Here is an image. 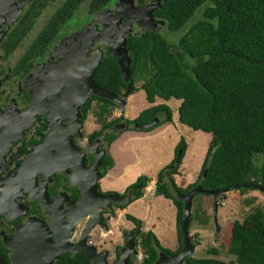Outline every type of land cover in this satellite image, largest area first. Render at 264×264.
I'll use <instances>...</instances> for the list:
<instances>
[{
    "label": "flooded vegetation",
    "instance_id": "1",
    "mask_svg": "<svg viewBox=\"0 0 264 264\" xmlns=\"http://www.w3.org/2000/svg\"><path fill=\"white\" fill-rule=\"evenodd\" d=\"M63 1L12 0L0 22V264H155L166 253L152 243L156 257L149 262L142 239L151 230L125 211L150 178L122 192L102 189L99 181L114 164L111 144L133 129L126 120L134 118L125 102L122 117L105 120L116 123L85 134L88 109L102 102L79 93L101 54L126 56L124 39L140 33L146 19L135 7L148 2L113 0L99 11L81 3L71 18L52 22ZM105 157L112 160L107 168ZM137 185L141 195L134 198L136 190L124 205L110 197ZM179 230L167 256L183 247Z\"/></svg>",
    "mask_w": 264,
    "mask_h": 264
},
{
    "label": "trees",
    "instance_id": "2",
    "mask_svg": "<svg viewBox=\"0 0 264 264\" xmlns=\"http://www.w3.org/2000/svg\"><path fill=\"white\" fill-rule=\"evenodd\" d=\"M135 1L138 5L148 2L143 6L148 11L143 30L124 39L129 61L123 63L129 69L128 76L122 75L113 55H106L95 80L115 91L124 88L134 93L142 89L152 104L157 97L180 100L179 122L211 135L194 183L183 188L174 179L185 154L183 137L175 146L172 160L157 174L156 193L176 205L179 229L183 202L177 195L198 183L216 190L240 187V193L256 185L264 187V158L260 165L254 162L255 155L264 156V0H159L151 8L155 0ZM85 2L90 10L99 11L113 0H64L52 22L56 17L71 18L79 4ZM164 27L179 33L176 50L160 33ZM137 81H141L139 86L134 85ZM94 99L102 102L97 112L102 129L94 133L96 136L118 118L105 122L104 115L114 103L98 96ZM89 106L85 105L84 112ZM155 117L158 121L142 130L170 123L172 109L164 103L153 104L126 122L136 129V124L148 123ZM108 138L114 139L115 135ZM111 163V158H104L106 168ZM147 181L142 175L134 184L141 183L143 188ZM141 189L134 198L141 195ZM142 242L150 263L156 257L152 243L166 254L172 253L159 244L151 231ZM228 251L233 260L187 256L183 264H264V207L255 206L241 221L232 222Z\"/></svg>",
    "mask_w": 264,
    "mask_h": 264
},
{
    "label": "crops",
    "instance_id": "3",
    "mask_svg": "<svg viewBox=\"0 0 264 264\" xmlns=\"http://www.w3.org/2000/svg\"><path fill=\"white\" fill-rule=\"evenodd\" d=\"M140 96L146 101L142 89L129 94L125 106L128 118H135L141 110L153 105L146 101L147 106L145 108L141 105L137 107ZM159 100L160 103H164L161 98ZM171 100H174V98L166 101L168 106ZM179 103L180 100L177 101V113L175 115L172 110V121L170 123H165L149 131L131 129L120 134L110 146V154L114 159L113 167L99 180L102 189H113L122 192L139 175L148 176L150 182L144 189L143 196L132 202L125 211L141 219L144 228L151 230L160 244L170 249H173L177 243V210L172 200L163 195L155 194L154 190L157 173L172 160L175 146L181 137L187 138L185 131H190L182 129L184 126L178 120ZM191 137L192 135L188 136L189 139ZM208 138L205 137L204 140L206 141ZM187 143L188 148L182 159V165H184L182 167H191L189 170L186 168V176L184 177L187 180L186 183L189 184L196 180L194 177L198 175L205 155L202 160L192 162V159L189 158V151L193 154L194 145L191 150V144L193 143L189 141ZM203 151L206 154L207 150H202V153ZM189 162L191 165H189ZM176 181L178 184L180 183L178 180Z\"/></svg>",
    "mask_w": 264,
    "mask_h": 264
},
{
    "label": "rangeland",
    "instance_id": "4",
    "mask_svg": "<svg viewBox=\"0 0 264 264\" xmlns=\"http://www.w3.org/2000/svg\"><path fill=\"white\" fill-rule=\"evenodd\" d=\"M82 6L86 8L87 3L82 4ZM199 10L200 8L196 11L195 14H197ZM141 13H144V11H142ZM188 22L190 23V20ZM99 32L100 31L98 30L95 31L96 34H98ZM161 32L164 34L162 35L168 40L171 48L173 50H176L178 39L180 36L179 33L172 32V31L169 32L167 29H165V27L160 28V33ZM98 35L102 37L101 34H98ZM115 49H118L120 51L122 50L120 48H115ZM115 54H116L115 56L117 57V59H118L117 54L119 55V59H122L123 54L121 52L115 53ZM102 60L103 59H101L100 64ZM98 67L95 70L93 69L94 68L93 67L91 71H88L86 73L87 83L85 81V85H84L85 91L81 93V90H79V93L84 95L85 100L88 99V97L93 94V92L92 93L91 91L89 92V89H88L89 86L91 85L89 75L92 72L95 73ZM94 82L97 83L96 81ZM140 84H141V81H137L134 85L139 86ZM111 91L115 92V94L118 95L120 99H123L124 102L127 101V98L129 97V94L131 93V92L128 93L124 88H119L116 91L115 90H111ZM139 99H140L139 105L137 107H140L141 105L145 108L147 106V103H146L147 100L145 101L144 99H142V96H140ZM135 100L137 99L135 98ZM162 100L164 101V103H166V101H169L165 99H162ZM177 101L178 100L174 99L169 102L170 104L169 106L174 111L173 113L174 115L175 113H177V110H176ZM113 103L114 105L110 107V111L104 115L106 120L108 117L113 118V117H117L120 115L122 117V115L125 114L123 111V108H120V105L117 102L113 101ZM159 103H160L159 98H156L153 104H159ZM98 111H99L98 105H95V103H93V105L88 109L87 118L84 122V133L85 134L99 127L100 123L97 120ZM181 125L184 126L182 129L190 130V131H185L186 137H187L184 139L186 140L185 141L186 142L185 153L188 148L187 141H189L190 143L192 142L193 144H191V150H192L193 145L194 147H193V154H191V151H189L190 160L192 159V162L193 161L197 162L200 159L202 160L205 155V152L203 151L202 153V150L204 149L207 150L208 145L211 140V135L209 133H205L200 130H193L192 128L187 127V125H184V124H181ZM190 135H192V137L189 139L188 136ZM205 137H209V138L205 141L204 140ZM263 158L264 156L261 154L255 155L254 156L255 164L260 165ZM189 165H191L190 162H189ZM182 166L184 165H182L181 163L178 168V173L175 174L174 178L175 180H178V182H182L183 180L182 185L186 186L187 180L184 178L186 176V173H185L187 171L186 168L189 170L191 169V167H182ZM200 169H201V166L197 174H199ZM194 178H196L197 180L198 175H196ZM247 201H250V202L247 203ZM191 203H192V208H191V218H190V227H189L190 229L188 231L190 235V240L194 244L193 245L194 249L192 253L190 254V256L196 257V258H211V259L229 261V260L234 259V256L230 254L228 251V248L230 245V229H231L232 222L234 220L241 221L243 217L249 211H251L255 206L264 207V191L259 188H253V189L247 190L244 193H240L239 190L233 189V190H229L223 193H219L215 198L210 194L201 192V193L194 194ZM215 215L216 217L213 219ZM169 242H171V240H169Z\"/></svg>",
    "mask_w": 264,
    "mask_h": 264
},
{
    "label": "water",
    "instance_id": "5",
    "mask_svg": "<svg viewBox=\"0 0 264 264\" xmlns=\"http://www.w3.org/2000/svg\"><path fill=\"white\" fill-rule=\"evenodd\" d=\"M159 2V0H155L153 2L152 5L149 6V8H151L152 6H155V4H157ZM12 0H0V22L3 19V15L5 13V11L8 9V7L11 5ZM142 11H144V13H141ZM148 11L147 7H141L139 9H137L138 14H146ZM108 55H113L115 56L116 54L114 52H112L111 54ZM118 56V63L120 65L121 68V72L122 75L126 78L129 74V69L126 65H124L123 60H127V62L129 61V58H126L127 55H123L122 59H119V55ZM102 54L99 58V60L96 61L95 66H94V70L98 67V65L100 64V61L102 59ZM92 75L93 72L90 73L89 75V79H90V83L91 85L89 86V92L91 91V93L93 92L92 95H97L99 97L102 98H106L110 101H114L117 102L120 105V108H123L124 111V100L120 99L118 95L115 94V92H112L111 90L105 88L104 86H101L97 83H95L94 81H92ZM87 83V80H86ZM128 93H130V91H127ZM91 95V96H92ZM158 121V118L155 117L152 121L148 122V123H144V124H136L134 127H136V129H145L149 126H152L153 124H155ZM206 175V170H204L203 172V176ZM101 176V172L96 173L95 176V180H97L98 178H100ZM97 184L95 183V189L97 190ZM140 187V185L134 186L132 187L127 194H125L124 196H120L118 194H112L110 195V197L113 198V200L118 203V204H126L128 202H130L132 196L134 195L135 191L137 190V188ZM255 188H259L261 190L264 191V187L262 185H256ZM235 189L239 190L240 187H236ZM230 189L225 188L223 190H216L214 188H209L206 189L204 188L201 184H197L196 186H194L192 189H190L189 191H187L186 193H181L177 195V199H179L180 201L183 202V210H182V218L179 221V228H180V237H181V242H182V249L180 250V252H178L175 255L172 256H167L164 253H160L156 263L155 264H174V263H179L180 261H182V259L186 256H190V254L193 251V243L190 240V235H189V227H190V218H191V208H192V198L194 196V194L197 193H206V194H210L212 195L214 198L219 194V193H223L226 191H229ZM233 190V189H232Z\"/></svg>",
    "mask_w": 264,
    "mask_h": 264
}]
</instances>
